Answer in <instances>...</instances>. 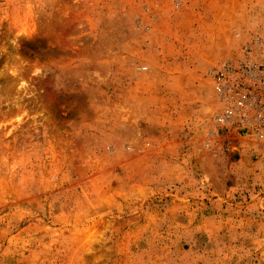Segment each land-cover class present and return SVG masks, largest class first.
I'll use <instances>...</instances> for the list:
<instances>
[{
    "label": "rangeland",
    "instance_id": "374dc122",
    "mask_svg": "<svg viewBox=\"0 0 264 264\" xmlns=\"http://www.w3.org/2000/svg\"><path fill=\"white\" fill-rule=\"evenodd\" d=\"M262 31L264 0H0V264H264V143L209 74Z\"/></svg>",
    "mask_w": 264,
    "mask_h": 264
},
{
    "label": "built area",
    "instance_id": "2783aa9c",
    "mask_svg": "<svg viewBox=\"0 0 264 264\" xmlns=\"http://www.w3.org/2000/svg\"><path fill=\"white\" fill-rule=\"evenodd\" d=\"M209 74L213 123L264 143V31L241 41L235 58L216 64Z\"/></svg>",
    "mask_w": 264,
    "mask_h": 264
}]
</instances>
